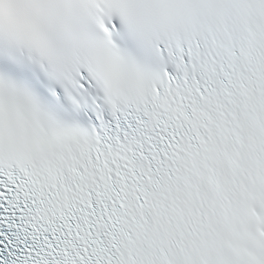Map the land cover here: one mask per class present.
<instances>
[{
    "label": "snow or ice",
    "instance_id": "1",
    "mask_svg": "<svg viewBox=\"0 0 264 264\" xmlns=\"http://www.w3.org/2000/svg\"><path fill=\"white\" fill-rule=\"evenodd\" d=\"M0 264H264V0H0Z\"/></svg>",
    "mask_w": 264,
    "mask_h": 264
}]
</instances>
